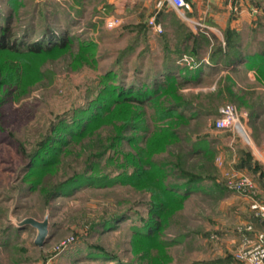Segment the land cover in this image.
I'll use <instances>...</instances> for the list:
<instances>
[{
  "label": "rangeland",
  "instance_id": "obj_1",
  "mask_svg": "<svg viewBox=\"0 0 264 264\" xmlns=\"http://www.w3.org/2000/svg\"><path fill=\"white\" fill-rule=\"evenodd\" d=\"M13 1L10 5L6 0H0V26L7 24L12 33L23 37V43L42 41L43 35L60 36L65 32L71 39L70 46L68 40L64 48L52 55L26 56V51L20 49L17 50L20 53L0 52V64L5 68L4 77L0 76V233L9 232L10 243L16 244L9 255L4 253V258L7 255L10 264H113L110 256L125 264H213L219 260V247L232 235L235 227L252 224L247 222L249 215L257 218L250 198L231 189L226 174L251 177L253 198L261 199L257 197L260 195L254 178L228 169L227 163L235 155L237 158L244 156L247 150L251 155L250 145L264 153V108L259 119L245 124L248 143L233 130L215 129L213 121L217 113L209 111H199L194 116L191 111H182L190 118L179 125V139L158 144V136L155 137L154 143H157L152 148L151 158L165 162L166 184L188 180L176 166H182L194 176L209 178L200 182L186 198L175 200L167 207L162 228L152 234L155 235L153 239L137 238L134 231L150 217L148 201L157 190L143 185V178L123 184L115 177L122 171L117 164L124 162V154L135 151L137 145L144 146L146 138L153 131L159 134L158 128L167 123L166 119H155L152 105L138 107L143 110L140 126H146L148 130L141 128L122 133L123 137L134 135L136 144H129L122 138L106 152L102 149L107 138L115 132L114 124H123L128 113L125 106L114 105L106 120L94 131L77 140L63 134L65 141L58 152V163L47 174V169L42 170L40 183L33 190L26 189L36 175L24 179L29 173L26 169L32 152L52 134L51 128L58 121L100 94L103 79L113 85L122 81L123 87H127L134 83L140 85L142 80L150 82L154 74L158 81L165 82L157 74L165 52L169 50L174 65L189 67L193 64L191 59L195 58L191 51L195 41H187L192 49L178 51L175 50L176 42L187 33L196 35L194 32L205 28L190 21L186 11L175 10L166 11L160 17L161 34L153 33L147 27V15L143 12L137 20L129 18L128 13L122 20L118 19L115 26L109 27L106 20L118 18L113 15L114 4L110 0ZM254 23L257 24L255 34L240 39L239 47L243 51L257 50L264 40L263 23L258 19ZM82 43L93 46L86 53L81 51ZM105 73H110L111 77L106 79ZM176 77L180 79V76ZM201 80L196 84L186 82L179 88L170 85L169 89L181 94L184 100L200 103L206 107L204 109H208L209 104L210 108L216 105L217 111L223 105H232L240 114L246 113V104L239 100H218L215 96L214 90L224 84V80ZM242 82L245 80L240 74L231 85L232 91L242 96V89L263 87L256 80L250 81L254 87L249 82ZM253 91L250 98L243 96L247 103L257 98L264 100V93L257 89ZM170 95L167 92L160 98L169 99ZM131 107L137 108L136 104ZM230 132L232 142L227 136ZM185 133L191 136L189 141L183 138ZM197 138L203 140L212 155L188 152L190 141ZM110 157L116 158V163L108 164ZM88 159L93 165L91 169L86 168ZM126 169L130 172V168ZM83 171L91 177L109 174L110 179L86 180L56 196L47 197L45 189L51 183L56 184L74 172ZM182 192L183 195L186 193ZM244 197H247L246 201ZM27 217L48 219L49 236L41 246L34 244L35 228L20 226ZM108 220L113 224L107 226ZM19 227L23 229L15 235Z\"/></svg>",
  "mask_w": 264,
  "mask_h": 264
},
{
  "label": "trees",
  "instance_id": "obj_2",
  "mask_svg": "<svg viewBox=\"0 0 264 264\" xmlns=\"http://www.w3.org/2000/svg\"><path fill=\"white\" fill-rule=\"evenodd\" d=\"M6 1L10 5H12L14 2L13 0ZM187 34L188 35L184 36V38L176 42L175 50L178 51L180 49H192V47L187 44V41L193 39L195 42L191 51L193 52V55L195 53V58L191 59L193 62L192 65L189 67H180L179 65H174L173 59L168 55L169 50H167L164 55L162 67L157 72L158 75L160 74V76L166 80L165 82L158 81V79H156L157 75L155 76L154 74L151 75L150 82L142 80L143 83L140 85L134 83L133 85L130 84L127 87H123L122 81L120 84L118 83L117 85H113L108 84V80L103 79V86L99 90L100 94L88 101L86 105L75 107L71 115H69L67 118H64L63 120L58 121L51 128L52 134L47 137V139L40 145L38 149L32 152V154L29 156L30 164L26 169V171L29 173L24 176V179L34 176L33 174H35L36 177H39L40 173H42V170L45 169H47L46 174L52 170L59 161L58 152L60 150L61 144H63L65 141L63 134H69L71 138H75L77 140L85 136L88 132L90 133L94 131L96 126H99L106 120L105 117H107L109 112L112 111L114 105L125 106L124 109L128 113L122 120L123 124L120 126L114 124L113 129L115 132L109 138H107L108 141L102 146V149L104 152H106L110 146H114L115 142H118L119 140L121 141L122 138H125L129 144H136L137 140L134 135H125V137H123L124 135L122 133L125 130L130 132L141 128L148 130V128L145 129L146 126H140V124H142L140 122L142 120L141 116L143 114V110H139L138 107L142 108L152 105L155 109V119L163 118L166 119L167 123L158 128L157 132H160L159 134L154 133L155 131H153L151 135L146 138L144 146L138 147L137 145L135 146V151L124 154V162L117 164L118 167L122 169V171L115 177L116 180L121 181L123 184L135 183L139 179L143 178V185L152 186L157 190L156 192H152L151 199L148 201L150 205V217L143 222V225L139 228V230L134 231V234L137 236V238L145 237L144 239H153V236L155 235L152 234L162 228V223L165 221L167 214V207L170 206L171 203L175 202V200L180 201L181 199L183 200V198H186L189 192L195 189L198 184H200V182L206 178L208 179L209 177L204 178V175L194 176L192 173L186 171L182 166L178 167L175 165L177 168H180V172L183 174V176L188 178V180L180 184H166L164 181V178L167 177L166 173H164L166 168L165 162L157 161L151 158L152 148L157 142L159 144L161 142L165 143L167 140L169 141L172 139H179L181 132L179 125L184 121H188L190 118L187 116L185 117L182 111H191L193 116L196 115L197 112L199 113V111L207 113L209 111V113L212 112L214 114H218L217 108L215 107L216 105H213L211 109V104H209V108L204 109L206 107L202 106L200 103L193 104L190 101L184 100V97L181 94L176 93L173 91V89H169L170 85H174L176 88H179L186 82H192L194 84L200 83L202 81L199 79L202 73V67L210 63L217 64L221 62L222 59H224L222 62L227 63L228 65L231 64L234 66L243 63L248 66L254 71L256 82L264 87V40L260 43V46L257 50L253 52L243 51L239 47L240 41L237 39V33L230 27H227L225 29L223 43L216 38H212L213 42L210 47L207 61L204 62L201 58L200 52L210 43V41H208L205 36L200 34ZM56 35L57 34H46L42 36V41L34 40L31 43H23V37L12 33L11 28L7 24H4L0 26V52L5 53L12 50L20 53L17 51L20 49L26 51L24 52L26 56L38 57L52 55L64 48L67 45L68 40L70 46L71 38H68L66 32L60 36ZM92 46V43H87L86 45L82 43L81 51L87 53ZM4 69V65L0 64V76H2V78L4 77ZM176 75L180 76V79H178ZM105 77L106 79L110 78V73H105ZM220 79L224 80V84L220 85L214 90L215 96L219 97L218 100L229 98L232 101L239 100V103L246 104L245 108L248 122L254 123L263 112L264 100L257 98L256 100L247 103L243 96L250 98L251 94L254 93L253 90L243 91L244 89H242L243 96L238 95L232 91L231 85L233 83V79L228 73L219 76L218 80ZM167 92L168 94H171L169 99L160 98L162 94ZM206 97H209V95ZM130 103L136 104L137 108H132V104ZM185 134L183 138H187L189 141L191 136ZM155 137H157L156 143H154ZM188 148V152L190 154H198L201 152L203 155H212V152H210L209 149H206L205 145L203 144V140L200 138L191 140ZM94 154L96 155L97 151ZM90 160L87 161V169L93 168V165H90L92 160ZM109 163H116V158L113 159L110 157L108 164ZM126 168H130V172H127ZM43 172L45 173V171ZM75 172L66 180L56 184L51 183V186H49L48 189H45L47 197L51 198L56 196L63 190H66L67 188H73L74 186H77L86 180L101 182L103 179H106L105 181L110 179L109 174H103L101 177H91L87 176V171H83L81 173ZM36 177H33L35 179L31 178V183L26 190H33L36 187L35 185L40 183L41 177H39L38 180H36ZM181 191H183L182 193H186L183 195L181 194ZM257 197L259 196L257 195ZM258 200L260 202H264L262 199ZM110 224L113 223L108 220L106 225L110 226ZM109 258L114 260L113 264H125L120 263V261L114 256H110Z\"/></svg>",
  "mask_w": 264,
  "mask_h": 264
},
{
  "label": "crops",
  "instance_id": "obj_3",
  "mask_svg": "<svg viewBox=\"0 0 264 264\" xmlns=\"http://www.w3.org/2000/svg\"><path fill=\"white\" fill-rule=\"evenodd\" d=\"M159 0H110L109 2L114 4V16L117 19L122 20V16L129 14V18L137 20L143 13L147 15V20L155 18L156 21L160 22V17L169 10H175L168 4L164 3L162 7H158L157 3ZM190 4V10H186L190 21L197 23L201 27L205 28L204 31L194 32L196 35H202L207 38L210 43L205 46L201 52V58L204 62L207 61V57L210 51L212 38H216L223 43L224 33L227 27H230L237 33V39L254 35L255 20L258 19L259 23L264 25V0H187ZM177 11V10H175ZM185 11V10H184ZM184 11H177L182 13ZM161 23V22H160ZM258 23V24H259ZM148 27V26H147ZM149 28V27H148ZM150 29V28H149ZM224 59H222L223 61ZM210 63L202 67V73L199 79L203 80H216L219 76L228 73L234 80L236 76L242 75V79L245 82L251 83L255 81L254 71L245 64H237L232 66L224 62ZM206 78V79H205ZM251 81V82H250ZM237 82V81H236ZM242 82V83H245ZM251 85L254 87V83ZM249 87H251L249 85ZM257 89L258 92L264 93V87L251 88V90ZM261 116V114H260ZM259 116V118H260ZM258 118V119H259ZM248 123V118H246ZM229 132V131H227ZM228 140L232 142V132L227 133ZM230 137V138H229ZM225 140V139H224ZM228 141H225L227 143ZM251 155L249 150L244 156L237 158H231L227 163V168L234 171H241L252 176L256 183V189L258 190L259 197L264 201V153L263 150H257L256 147L250 145ZM261 151V152H260ZM247 200V197H244ZM251 211L249 210V213ZM247 221V220H245ZM247 222H251L255 230L264 231V220L254 218L249 215ZM26 228V227H25ZM19 229L15 232L18 235ZM238 238L232 233L230 237L224 240L219 247L220 259L215 261L213 264H243L235 260L231 253L238 247ZM16 247L9 240V232L2 231L0 233V264H10V258L7 256ZM225 250V251H223ZM8 253L4 258V253ZM229 253L227 255L226 253ZM5 259V260H4ZM15 261V260H14ZM18 261V260H17ZM264 264V263H263Z\"/></svg>",
  "mask_w": 264,
  "mask_h": 264
},
{
  "label": "built area",
  "instance_id": "obj_4",
  "mask_svg": "<svg viewBox=\"0 0 264 264\" xmlns=\"http://www.w3.org/2000/svg\"><path fill=\"white\" fill-rule=\"evenodd\" d=\"M168 4L177 11L190 10V4L187 0H159L157 6L160 8L163 4ZM118 23V19H107L106 24L113 27ZM148 27L153 33L161 34L163 28L155 18L148 20ZM247 114H240L235 106L223 105L219 107L217 117L213 121V127L219 130H233L248 143V135H245ZM241 119V120H240ZM244 119V120H242ZM246 124V125H245ZM227 185L250 198L251 208L254 209L257 218L264 220V204L254 199V184L251 177H236L234 174H226ZM238 238V247L232 257L243 264H263L264 263V231L255 230L252 224L238 225L233 230Z\"/></svg>",
  "mask_w": 264,
  "mask_h": 264
},
{
  "label": "water",
  "instance_id": "obj_5",
  "mask_svg": "<svg viewBox=\"0 0 264 264\" xmlns=\"http://www.w3.org/2000/svg\"><path fill=\"white\" fill-rule=\"evenodd\" d=\"M31 226L37 230L34 244L41 246L49 236L48 219L45 217L43 220H37L32 217H27L20 222V226Z\"/></svg>",
  "mask_w": 264,
  "mask_h": 264
}]
</instances>
